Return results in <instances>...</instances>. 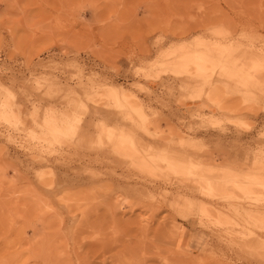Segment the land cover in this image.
<instances>
[{
    "label": "rangeland",
    "instance_id": "obj_1",
    "mask_svg": "<svg viewBox=\"0 0 264 264\" xmlns=\"http://www.w3.org/2000/svg\"><path fill=\"white\" fill-rule=\"evenodd\" d=\"M198 41L264 55V0H0V81L14 95L0 88V264H264L239 247L246 209L264 210V191L213 199L163 169L170 147L183 156V138L193 158L228 163L243 179L264 175V85H242L233 72L250 53H208L222 63L211 86L187 91L183 66L181 75L162 65L172 52L194 67ZM96 77L133 94L143 116L128 119ZM202 90L215 101L194 104ZM98 126L111 141L92 142ZM131 135L145 144L136 166L121 153ZM200 204L232 205L239 225H214Z\"/></svg>",
    "mask_w": 264,
    "mask_h": 264
},
{
    "label": "bare ground",
    "instance_id": "obj_2",
    "mask_svg": "<svg viewBox=\"0 0 264 264\" xmlns=\"http://www.w3.org/2000/svg\"><path fill=\"white\" fill-rule=\"evenodd\" d=\"M217 34L222 35L221 32H218ZM221 35H219V36H221ZM222 37H223V35H222ZM258 50H259V48H258ZM166 53H167L166 56H168L171 61L165 62V64H162V65H164L168 68H171V70L177 74L182 73V72L180 73V70H179V72H177V68L183 66V68L185 69V72L187 74H189L190 80L182 86L183 89L186 91L188 90V88L194 87V84H196L197 82H203L204 84H210V86H211L212 81H213L212 76L214 75L213 72L216 71L217 69H219V67L222 65V63L212 64L210 57L208 56L209 55L208 53H225V54H228V53L231 54L232 53V55H233V53H239L238 56L240 58H241L242 53H250L251 57H250L249 62L246 65L245 64L243 66L241 65L240 68L235 66L234 67L235 69L233 70V72L235 73L240 84H242V85L248 84V86H250V87L251 86L257 87L258 84H260L261 86L264 85V62H263L264 61V55H261L260 54L261 52L258 53V51L256 50V47L254 49H251V50H243V49H237V48L233 47L231 44L227 43L226 41L219 42L216 44L214 43L212 45L207 44L203 41H198L195 45V50H194V57H193L194 58V64H193L194 67H191L188 65L187 66L183 65L181 63V59L175 53H172V52L171 53L166 52ZM220 55H223V54H220ZM236 60H238V59L236 58ZM154 71L152 70V66L148 67V70H147L148 75L147 76L158 80L161 77V72H160V74L155 75L154 73L157 71H155V72ZM160 71H162V70H160ZM209 72L213 73V75H210ZM183 74H184V72H183ZM183 74H181V75H183ZM48 76H50V75H48ZM148 77H147V79H148ZM97 78L98 77L92 79L91 83L93 85H96V82L98 80H100ZM51 79L52 78L47 77V76H42L40 78H38V76H37V78H35L34 81L37 82L38 84H45V83L47 84L51 81ZM184 80H187V79H184ZM59 87H62V86L60 85ZM0 88L8 91L10 93V95H12V97L14 96L13 93L10 92V90L1 81H0ZM208 88H209V85H208ZM210 89L211 88H209V90L207 92H210L213 94V92L215 90V93L218 94V92H216L217 90L215 88H214V90L212 88L211 91H210ZM106 90L110 91L112 96L116 97L120 102L125 104V106L128 108V112H129V115L127 116L128 119H132V117L136 116V115L143 116V110L138 111L135 109L139 105L134 106V104H132V101H134V99L136 100V98L133 94H131V93L128 94L126 92L120 93L119 91H116L115 89H113L111 87H106ZM67 91H68V93L70 92L71 100L75 102L76 106H80L83 99L81 100L80 96L75 92V90H72L69 88ZM204 91H205V89H204ZM215 93L213 96L216 97L217 95H215ZM212 94L208 93L206 95V93L203 92V90H202L198 93V95L191 96V99L194 102L202 101V99H205V100L210 102L211 101L210 96H211V98L213 97ZM215 97H213V98L215 99ZM214 99H213V101H215ZM217 99H219V98H217ZM217 101H219V100H217ZM132 105L134 106V108L132 107ZM220 105L219 106L221 107V109H223L221 103H220ZM140 108L141 107L139 106V108H137V109H140ZM225 109H227V108H225ZM51 111L52 110H47V115L49 117H50ZM48 116L46 119H48L47 120L48 122H51V119H49ZM81 118L82 117H80V119ZM74 120H79V119L77 118ZM74 120H73V123L75 125L76 122H74ZM47 121H46V123H47ZM79 123H80V121L77 124H79ZM143 124H145V123H143ZM48 125H50V123ZM71 128L68 131V133H66V136H69V135L71 136L75 133V131ZM99 128L102 129L103 132L97 138L98 141H96V139H95V141L93 140L92 142L104 143L106 141H111L112 137H113L112 136L113 133H111V132L109 133V131L106 128L104 129V127H99ZM141 128L145 130V128H143V127H141ZM78 130H80V129H78ZM81 130L83 131L85 129L81 128ZM144 133H147V132H144ZM78 134L79 133H77V135ZM77 135L75 134L74 136H77ZM131 136H133V138L129 139L130 145L126 148L122 147L123 148L122 152L120 149L119 150L123 155H125V157H126L125 159L130 160L131 163L134 166H136V165H138V164H136L137 160H139V157H141V155H143L142 150H143V148H145V144L140 138H138L134 135H131ZM189 143L190 142H188L187 140H184L183 138L180 139L178 144H179L180 150L182 151L183 156H178V157H176L175 155H172V153H171L172 148L171 147L169 148L170 144L168 143L166 145V147H168L169 150L167 151V153L165 154V157H163V161H161V162L166 167L163 169H166V172L168 170L167 173H170V174L175 175V176L190 178V179L197 181L202 186V187L201 186L200 187L203 188L202 193H204L206 195V197H212L213 199H217L220 196H225L228 199H231V198L235 197L238 193L248 194V195H252V196L253 195L259 196L260 193L262 191H264V175L257 176L254 178L243 179L239 175L238 170L234 167H231L228 163L221 164V163H219V161L217 162L214 160L206 162L205 159H204V161L201 159L202 156H194V158H193L192 154H190L187 151V148L191 146ZM117 150L118 149H116L115 153H117L119 151V150L118 151ZM260 152H262V151H260ZM118 154L121 156V154L119 152H118ZM148 156H150V155H148ZM144 157H147V155L146 156L144 155ZM146 161H148L147 158H146ZM146 161H143V162L147 163ZM145 163L143 166L147 167V165H145ZM139 165H141V164L139 163ZM156 165H157V163H156ZM156 165H155V168H156ZM159 167L162 168L161 166H158V168ZM142 168L143 167H141V170H142ZM150 168H152V167H150ZM155 168H154L153 172L156 171L157 168L156 169ZM165 173L163 171V174H165ZM146 195H147V192H146ZM260 197H261V195H260ZM260 197H258V198H260ZM250 198H251V196H250ZM194 207H195V209L200 211L201 215L206 216L208 221H210L211 223H214V225L216 223L219 225L223 224V226H224V224H226L229 227H231L232 229L239 225V223H237L236 220L233 217H231V215H230L229 209L235 210V208L232 205H230L229 207H225V208H223V206H222V208L220 207L221 209H219V210L213 209V208L206 206V205H203V204L194 205ZM246 216H247V220H244L246 223V227H245V229L241 230V238L239 239L240 240L239 243L241 244V246L239 244V247H241V248L243 247L242 250H245V251L254 250L256 252L255 254L257 256H259V257L261 256L264 258V237H261L258 234L254 233L253 231L250 230V223L251 222L253 224H255V226H257L258 230H260V231L264 230V210H259V209L256 210V209H251L248 207L246 209Z\"/></svg>",
    "mask_w": 264,
    "mask_h": 264
},
{
    "label": "crops",
    "instance_id": "obj_3",
    "mask_svg": "<svg viewBox=\"0 0 264 264\" xmlns=\"http://www.w3.org/2000/svg\"><path fill=\"white\" fill-rule=\"evenodd\" d=\"M96 86V89H97V91L99 90V89H101V88H104V87H106V86H104V81H102L101 82V84H97V85H95ZM107 87H109V86H107ZM111 88H113V89H115L116 91H118V89L117 88H114V87H111ZM76 92V91H75ZM120 92V91H119ZM77 93V92H76ZM78 94V93H77ZM79 95V94H78ZM113 103V102H112ZM114 105H116L115 103H113ZM194 104H198V102H194ZM117 106V105H116ZM118 107V106H117ZM124 106H122V108H123ZM119 108H121V107H119ZM127 116H128V113H127ZM202 122L204 123H206V120H202ZM141 139V138H140ZM185 140V139H184ZM189 140V139H188ZM187 140V141H188ZM149 147H152V146H149Z\"/></svg>",
    "mask_w": 264,
    "mask_h": 264
}]
</instances>
